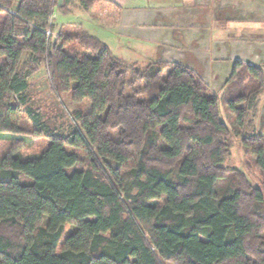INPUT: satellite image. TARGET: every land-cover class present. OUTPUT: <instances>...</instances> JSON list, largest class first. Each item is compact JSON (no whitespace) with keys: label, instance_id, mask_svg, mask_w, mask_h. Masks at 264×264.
<instances>
[{"label":"trees","instance_id":"trees-1","mask_svg":"<svg viewBox=\"0 0 264 264\" xmlns=\"http://www.w3.org/2000/svg\"><path fill=\"white\" fill-rule=\"evenodd\" d=\"M78 1L119 19L109 0ZM55 5L0 0V135L22 133L13 121L41 66L54 92L90 108L72 113L67 134L28 110L45 149L0 156V264H264V192L224 167L233 134L220 112L249 132L241 143L264 186V66L236 62L223 102L193 69L128 64L78 27L51 42Z\"/></svg>","mask_w":264,"mask_h":264},{"label":"crops","instance_id":"crops-1","mask_svg":"<svg viewBox=\"0 0 264 264\" xmlns=\"http://www.w3.org/2000/svg\"><path fill=\"white\" fill-rule=\"evenodd\" d=\"M109 1L120 8L115 23L105 21L99 7L87 12L78 0H56L54 33L68 26L89 35L92 28H111L128 39L144 65L181 64L198 73L216 93L225 88L236 62L264 66V0ZM74 14L80 15L74 20L85 19L92 27L65 21ZM252 17L254 24H246Z\"/></svg>","mask_w":264,"mask_h":264},{"label":"rangeland","instance_id":"rangeland-1","mask_svg":"<svg viewBox=\"0 0 264 264\" xmlns=\"http://www.w3.org/2000/svg\"><path fill=\"white\" fill-rule=\"evenodd\" d=\"M78 16L80 15L74 14L65 18V21L82 22L85 28L92 27V24H86L85 19L83 20L80 18L79 20L81 21L74 20V18ZM254 21L255 20L252 17L250 20H246V24H254ZM50 23L52 24L53 20H50ZM55 23L59 28L60 20H55ZM89 30H91L89 33L103 42L116 58L128 64H134V62H137V66L139 67L146 66L144 63L140 62L141 60L139 58H137L138 55L129 46L128 39H125L124 37L120 38L111 28H106L104 30L101 28L94 30L92 28ZM56 39L57 35L53 31L50 41L52 42ZM166 72L167 71L164 70L163 74H166ZM246 86L250 89L249 87L251 84L247 83ZM231 93L232 91L230 88L227 90L224 88L221 90V93L217 94L220 97L223 95L221 98L223 101L224 99H228ZM21 97L24 99V104L18 107V119H13L15 120L13 122L22 130V133L0 135V156H4L9 151H12L22 158H32L45 149L48 140L46 137L42 136V134L34 132V125L26 113L28 110L31 111L32 114L37 115L39 125H43L46 128L55 131L57 134H67L73 131L77 125L72 118V113L78 108L82 109L83 112L90 108L88 102L77 105L70 101L69 94H57L54 92L49 84L48 75L44 66L39 67V69L28 79V89ZM220 112L223 120L233 134V137L230 140L229 155L224 163V167H226L227 170L240 171L251 187L258 188L264 192L263 179L261 172L256 167L255 157L251 150L244 147L241 143V138H243V136H250L249 132L243 133L237 129L233 116L227 112L225 106H220ZM255 134L264 135V93L261 96L257 110ZM79 152L82 153L81 150ZM234 178V174L231 172L228 173L224 180L219 183L218 187H224ZM73 229L74 226H65L64 234L68 235Z\"/></svg>","mask_w":264,"mask_h":264},{"label":"built area","instance_id":"built-area-1","mask_svg":"<svg viewBox=\"0 0 264 264\" xmlns=\"http://www.w3.org/2000/svg\"><path fill=\"white\" fill-rule=\"evenodd\" d=\"M53 19V16L51 17V19L50 20H52ZM52 36V32L50 31V30H47L46 31V37H47V39L48 40H50V37Z\"/></svg>","mask_w":264,"mask_h":264}]
</instances>
